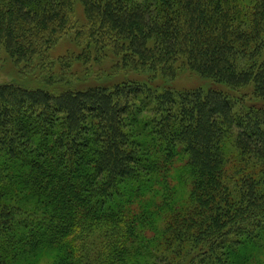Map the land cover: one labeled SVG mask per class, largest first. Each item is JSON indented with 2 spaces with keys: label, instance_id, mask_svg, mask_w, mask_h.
Masks as SVG:
<instances>
[{
  "label": "trees",
  "instance_id": "1",
  "mask_svg": "<svg viewBox=\"0 0 264 264\" xmlns=\"http://www.w3.org/2000/svg\"><path fill=\"white\" fill-rule=\"evenodd\" d=\"M77 2L86 36L123 41L127 61L167 73L181 59L264 102V0H0V53L32 60ZM234 129L241 168L225 155ZM180 153L190 177L177 190ZM263 188L264 104L238 112L222 89L134 81L0 84V264H264Z\"/></svg>",
  "mask_w": 264,
  "mask_h": 264
},
{
  "label": "rangeland",
  "instance_id": "2",
  "mask_svg": "<svg viewBox=\"0 0 264 264\" xmlns=\"http://www.w3.org/2000/svg\"><path fill=\"white\" fill-rule=\"evenodd\" d=\"M73 23L74 25L67 27L51 46L44 48L30 61H16L6 49H1L0 84L12 83L59 93L89 86L113 87L122 82L134 81L157 90L169 89L175 93L195 89L205 91L222 89L233 97L238 112L264 104L263 100L254 94L252 87L233 90L226 84L202 76L181 59L169 63L167 73L127 61L123 58L125 54L122 51L123 41H116L115 45L114 41H110L112 39L110 37L101 43L86 36L88 23L80 2L75 5ZM232 134L233 136H227L225 142L227 164L228 167L241 168V164H248L249 160L243 157L236 147L235 129ZM188 162L187 156L183 153L175 157L168 174V183L171 187L179 190L183 187L185 180L183 177H190ZM249 166L244 165V170L241 171L252 172L248 169ZM162 201L163 198H159V202ZM131 208L135 213L141 212V204L137 200L132 203ZM163 223L161 222L159 226L164 227ZM146 234L151 236L153 232L147 229ZM48 261L47 257H43L38 264H46Z\"/></svg>",
  "mask_w": 264,
  "mask_h": 264
}]
</instances>
